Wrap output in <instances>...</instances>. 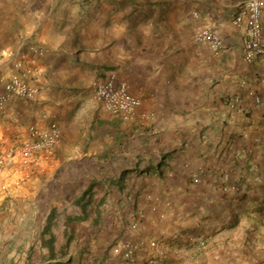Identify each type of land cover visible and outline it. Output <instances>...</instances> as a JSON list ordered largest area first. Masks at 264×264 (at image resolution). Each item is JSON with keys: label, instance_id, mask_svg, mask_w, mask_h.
Here are the masks:
<instances>
[{"label": "crops", "instance_id": "obj_1", "mask_svg": "<svg viewBox=\"0 0 264 264\" xmlns=\"http://www.w3.org/2000/svg\"><path fill=\"white\" fill-rule=\"evenodd\" d=\"M245 1L89 0L80 10L79 0H0V60L19 45L29 58L27 43L44 49L34 64L44 69L42 89L6 102L0 150L31 124L54 120L61 130L35 177L0 191V233L14 234L21 220L29 233L44 232L56 207V249L70 239L89 250L81 257L89 264H121L112 246L126 240L127 264L158 248L160 264H264V216L255 223L264 205V58H242L244 30L232 19ZM203 27L219 33V52L194 40ZM110 76L140 98L132 119L94 100L95 84Z\"/></svg>", "mask_w": 264, "mask_h": 264}, {"label": "built area", "instance_id": "obj_2", "mask_svg": "<svg viewBox=\"0 0 264 264\" xmlns=\"http://www.w3.org/2000/svg\"><path fill=\"white\" fill-rule=\"evenodd\" d=\"M263 6L264 0H246L243 9L232 19L234 24L244 30L242 58L246 62H252L258 57L264 58V42L261 37L264 27L261 16ZM194 40L208 44L215 53L222 49L219 33L210 27L198 30L194 34ZM27 49L34 56L27 57L19 45L15 51L6 52L4 60H0V115L11 96L33 99L42 89L39 77L43 75L44 69L34 64L36 57L44 54V49L35 43H27ZM25 60H29L30 64H26ZM5 66L9 68L8 72L1 69ZM239 84L243 87L247 82L243 79ZM93 98L105 111L122 120L132 119L141 103L140 98L130 92L125 81H117L113 76L95 84ZM239 100L240 97L236 95L230 97L227 103L235 108ZM252 100L255 103L260 102V97L254 90ZM60 142L61 130L56 121L51 120L45 125H29L24 139L0 150V191L18 187L34 178L41 165V156L46 158L52 155ZM201 172L202 169H198L193 173L192 180L197 182ZM151 208L156 207L152 205ZM138 215L141 216L140 213ZM136 226V220L129 223L130 229ZM151 244L156 243L152 241ZM112 252L120 256L121 264H127L133 259L134 247L130 240H126L114 244ZM161 253V248H158L145 259L144 264H160Z\"/></svg>", "mask_w": 264, "mask_h": 264}, {"label": "rangeland", "instance_id": "obj_3", "mask_svg": "<svg viewBox=\"0 0 264 264\" xmlns=\"http://www.w3.org/2000/svg\"><path fill=\"white\" fill-rule=\"evenodd\" d=\"M81 40H83V39H81ZM62 44H65L67 49H70L73 46L72 41L68 42V43L62 42ZM76 46H78V44ZM53 213H54V215H53ZM50 215H51V219H50ZM56 215H57L56 207H53V208L49 207V213H48V215H46V219H44L45 222L51 220L50 225L53 228L58 227L61 224L59 218L55 219ZM261 220H263V219L261 218ZM37 221H39L38 217L36 218L35 222L37 223ZM24 227H26V225L23 223V220H21L20 229L18 231H16L14 234H10L9 236H7L4 233H0V264H11L10 259L12 257L17 258L16 264H25V261H23L21 258L25 257V255H26L25 252H27L29 248L31 250L30 251L31 257L33 259H38L41 255L46 254V253L49 254L50 251H47V249L40 250V247L34 248V244H38L40 242L42 236L37 232L36 233L35 232L29 233L28 229L25 230ZM262 234H263L262 230L256 229V236L257 237H259ZM45 237H50V235L47 234V236H45ZM56 238H57L56 235H54L53 240L54 241L57 240ZM3 242L9 243L10 252L6 250V246L4 248L1 247V244ZM60 242L62 243L63 240H61ZM28 243H30V245H28ZM13 245H15L16 250L13 253V255L11 256L10 253H12L11 248L13 247ZM55 248H56V246H55ZM53 251H55V250H53ZM17 261H19V262H17ZM76 263H77V261H74V264H76Z\"/></svg>", "mask_w": 264, "mask_h": 264}, {"label": "trees", "instance_id": "obj_4", "mask_svg": "<svg viewBox=\"0 0 264 264\" xmlns=\"http://www.w3.org/2000/svg\"><path fill=\"white\" fill-rule=\"evenodd\" d=\"M72 1L73 0H71V2ZM79 2H80L79 8H80V10H82V8L87 5L89 0H79ZM250 169L255 170V168L252 165L250 166ZM256 208H257L256 210H257V212H259V214L257 215V217L255 219V223L256 222L259 223L260 221H262L261 218L263 219V216H264V205H261V206L259 205ZM50 219H51V217H50ZM50 221H47L48 223L46 222L47 224L44 225V227H45L44 232L43 231L37 232L42 236L40 241L51 243L49 246H52V247L50 248L48 246V249H47V251H50L49 254H47V256L51 259L48 264H74V261H77L76 264H89L88 262L81 261L82 254L89 252V250L84 249L81 251V250H77L75 248L74 249L70 248L68 245V242L70 241V239L66 240V242L64 241V243L62 242L63 244L62 243L60 244L61 247H65L67 245V247H65L64 249L60 250V249L55 248V246H56L55 241L56 240L54 241L53 238H54V235H56V234L51 232V229L53 227L50 225ZM47 234H49L50 237H45V236H47ZM28 245H30V244L28 243ZM34 248H35V244H34ZM53 250H55V251H53ZM30 251L31 250L29 248L28 251L25 252L26 253L25 257H23L21 259L23 261H25V259L29 260V258H31V261H25V264H38V262L35 261L37 259L34 260L31 257ZM43 255H41V257H43ZM57 258H61L62 260H59ZM10 262H11V264H16V260L14 261L12 258L10 259ZM17 262H19V261H17Z\"/></svg>", "mask_w": 264, "mask_h": 264}]
</instances>
